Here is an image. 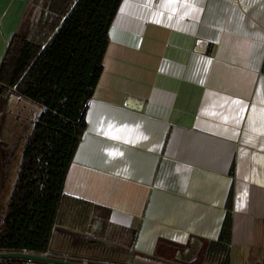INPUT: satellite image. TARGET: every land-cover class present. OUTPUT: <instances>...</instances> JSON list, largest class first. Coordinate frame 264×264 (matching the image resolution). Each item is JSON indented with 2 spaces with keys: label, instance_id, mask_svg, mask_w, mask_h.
I'll list each match as a JSON object with an SVG mask.
<instances>
[{
  "label": "crops",
  "instance_id": "obj_1",
  "mask_svg": "<svg viewBox=\"0 0 264 264\" xmlns=\"http://www.w3.org/2000/svg\"><path fill=\"white\" fill-rule=\"evenodd\" d=\"M30 2L0 0V65ZM108 38L64 184L101 215L88 234L224 264L232 193L228 264H263L264 0H122Z\"/></svg>",
  "mask_w": 264,
  "mask_h": 264
},
{
  "label": "trees",
  "instance_id": "obj_2",
  "mask_svg": "<svg viewBox=\"0 0 264 264\" xmlns=\"http://www.w3.org/2000/svg\"><path fill=\"white\" fill-rule=\"evenodd\" d=\"M63 26L20 82L63 19ZM122 0H31L0 65V113L14 93L38 107L0 220V251L48 254L55 231L87 235L95 205L67 196L64 184L86 129V112L104 67L108 31ZM39 10L35 15V10ZM232 193L212 252L229 262ZM108 219V214L102 216ZM131 234L134 232L129 231ZM173 264V259H165ZM141 262L165 264L157 260ZM0 264H23L20 260ZM264 264V262H263Z\"/></svg>",
  "mask_w": 264,
  "mask_h": 264
},
{
  "label": "rangeland",
  "instance_id": "obj_3",
  "mask_svg": "<svg viewBox=\"0 0 264 264\" xmlns=\"http://www.w3.org/2000/svg\"><path fill=\"white\" fill-rule=\"evenodd\" d=\"M38 12L36 9V16ZM39 114L37 106L12 92L3 99L0 113V220L12 191L25 141ZM89 235L92 240L80 237L69 229L57 227L47 255L99 264H157L136 261L125 244L106 240L102 227L91 228ZM195 253L192 248L186 254L188 259L184 262L174 261L173 264H204L200 263L201 260L193 259Z\"/></svg>",
  "mask_w": 264,
  "mask_h": 264
},
{
  "label": "water",
  "instance_id": "obj_4",
  "mask_svg": "<svg viewBox=\"0 0 264 264\" xmlns=\"http://www.w3.org/2000/svg\"><path fill=\"white\" fill-rule=\"evenodd\" d=\"M77 3H78V1L73 6V8L71 9V11L67 14V16L63 19V22L57 28V30L55 31V33L53 34V36L49 39V41L47 42V44L43 47V49L41 50V52L38 55V57L31 64V66L29 67V69L27 70V72L22 77L23 79H21L20 82L15 87V89H13L14 92L17 90L18 86L24 80V78L26 77L27 73L30 71V69L33 67V65L36 63V61L39 58V56L44 52V50L46 49V47L48 46V44L50 43V41L53 39V37L56 35V33L63 26V24L65 23L66 19L68 18V16L73 11L74 7H76ZM77 235L80 236V237H84L86 239L92 240V237H90L89 234H87V235L77 234ZM6 260H20V261H27L29 263L36 262V263H43V264H99V263H91V262H85V261L66 260V259H61V258L53 257V256H50V255H47V254L44 255V254H34V253H27V252H18L17 253V252L0 251V261H6Z\"/></svg>",
  "mask_w": 264,
  "mask_h": 264
},
{
  "label": "flooded vegetation",
  "instance_id": "obj_5",
  "mask_svg": "<svg viewBox=\"0 0 264 264\" xmlns=\"http://www.w3.org/2000/svg\"><path fill=\"white\" fill-rule=\"evenodd\" d=\"M67 260L78 261L77 259H67ZM22 262H23V261H22ZM86 262L97 263V262H92V261H86ZM28 263H29V262H23V264H28ZM31 264H43V263L32 262Z\"/></svg>",
  "mask_w": 264,
  "mask_h": 264
}]
</instances>
